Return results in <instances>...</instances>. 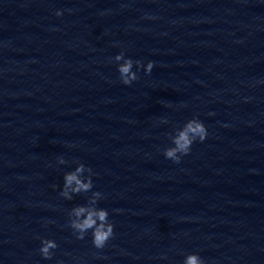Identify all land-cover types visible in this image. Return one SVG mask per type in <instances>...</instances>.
<instances>
[{
  "label": "water",
  "instance_id": "1",
  "mask_svg": "<svg viewBox=\"0 0 264 264\" xmlns=\"http://www.w3.org/2000/svg\"><path fill=\"white\" fill-rule=\"evenodd\" d=\"M115 42L152 70L121 84ZM194 114L206 139L165 159L171 125ZM57 155L97 173L114 224L102 249L66 227L84 194L58 196ZM35 235L57 241L51 259ZM189 251L264 264V0H0V264H181Z\"/></svg>",
  "mask_w": 264,
  "mask_h": 264
},
{
  "label": "clouds",
  "instance_id": "2",
  "mask_svg": "<svg viewBox=\"0 0 264 264\" xmlns=\"http://www.w3.org/2000/svg\"><path fill=\"white\" fill-rule=\"evenodd\" d=\"M63 11H71V9L57 8L54 14L60 16ZM113 46L118 47L119 51L114 53L110 62L115 64L121 84L130 85L139 79L138 74L141 70L145 74L152 70L153 61L151 59L147 61L133 59L125 54V49L120 47L119 42H115ZM165 106L171 107V105ZM208 115H212V113H208ZM158 123L167 124L168 121L160 119ZM207 134L206 125L194 114L178 125H171L170 130L166 133L168 143L163 147L162 155L165 159L179 162L182 156L191 151L193 143L204 141ZM55 164L69 165L62 171V183L59 186L52 185L53 188L59 187L58 196L66 201H72L74 195L84 194L83 202L74 203L65 209L66 227L71 230L75 239L82 240L88 237L95 249L104 248L114 236V224L110 218V210L100 204L105 199V194L94 186V177L97 176V173L83 161L69 160L64 155H57ZM111 211L118 212L119 209ZM42 223L47 226L53 221L46 219ZM33 238L39 241V246L36 249L39 256L45 260L51 259L55 254L54 250L58 247L57 241L51 236L35 235ZM182 257L181 264H207L198 251L182 253ZM55 264H63V261L57 259Z\"/></svg>",
  "mask_w": 264,
  "mask_h": 264
}]
</instances>
